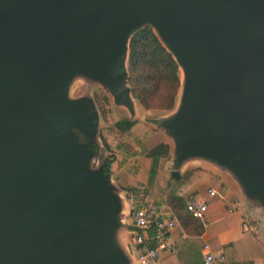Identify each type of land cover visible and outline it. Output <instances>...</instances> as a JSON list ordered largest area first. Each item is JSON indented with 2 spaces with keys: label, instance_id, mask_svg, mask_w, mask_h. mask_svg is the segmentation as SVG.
<instances>
[{
  "label": "water",
  "instance_id": "1",
  "mask_svg": "<svg viewBox=\"0 0 264 264\" xmlns=\"http://www.w3.org/2000/svg\"><path fill=\"white\" fill-rule=\"evenodd\" d=\"M237 14L264 20V0H0V264H122L100 219L116 206L105 174L86 175L90 149L74 151L67 133L92 128L95 107L65 100L63 77L89 68L123 96L124 55L146 25L186 72L171 121L180 158L247 143L259 157L253 182L244 179L261 194L264 28Z\"/></svg>",
  "mask_w": 264,
  "mask_h": 264
},
{
  "label": "crops",
  "instance_id": "2",
  "mask_svg": "<svg viewBox=\"0 0 264 264\" xmlns=\"http://www.w3.org/2000/svg\"><path fill=\"white\" fill-rule=\"evenodd\" d=\"M163 128L162 131L167 132L168 128ZM160 133L156 132L151 137H159ZM164 138L151 145L148 142V147H154L162 142L170 146L166 169L174 167L177 160L175 170L179 171L181 176L193 168L200 167L207 171V175L195 186L196 193L193 197L206 201L208 205L205 220L199 222L203 229L198 228L197 223L183 226L167 203L159 209L166 219L175 216L178 221L177 227L170 235L171 241L178 248L177 253L173 255L175 258L173 264H204L205 244L210 245L214 254L224 255L227 261L238 258L240 261L252 260L255 264H264V221L258 228L247 225V222L251 224L249 216L257 214V207H253L251 203L255 202L254 197L259 194L250 191L248 182L241 173L230 170L229 166H224L215 157L193 154L179 158L181 149L179 137L174 135L171 138ZM110 171L108 177L110 174L114 176L121 174L119 180L114 181L116 186H112V189L109 180L106 183L116 201L113 210L107 209L100 215V219L109 224L106 240L114 256L121 260L122 264H139L134 248L137 230L133 224L132 213L143 204L144 180L142 176L136 178L125 170H118L116 161L112 163ZM120 183L122 186H119ZM210 190L218 194L211 196ZM170 256L172 255H162L158 264H163Z\"/></svg>",
  "mask_w": 264,
  "mask_h": 264
},
{
  "label": "trees",
  "instance_id": "3",
  "mask_svg": "<svg viewBox=\"0 0 264 264\" xmlns=\"http://www.w3.org/2000/svg\"><path fill=\"white\" fill-rule=\"evenodd\" d=\"M128 50V82L136 100L146 110L154 108L173 110L182 87L181 65L174 54L151 25L142 27L131 36ZM94 105L101 114L105 112L95 100ZM110 114L113 117L112 126L101 128L99 132L103 142L108 141L111 132L129 135L138 123L115 106L112 107ZM155 132L154 128L147 126L139 136L132 134L139 148H132L125 143L117 144L115 146L117 168L125 170L136 178L144 175L147 177L143 202H151L157 211L167 203L183 226L197 223L196 226L203 229V225L199 223L203 221L194 218L188 212L187 206L196 193L195 186L207 175V171L200 167L193 168L179 178L171 176L169 183L162 186L161 183L166 179L165 164L169 158L170 146L162 142L154 147H147L145 140ZM112 163L109 160L104 161V174H109ZM174 261L172 255L164 260L163 264H173ZM224 264H255V262L233 258L230 261L226 259Z\"/></svg>",
  "mask_w": 264,
  "mask_h": 264
},
{
  "label": "rangeland",
  "instance_id": "4",
  "mask_svg": "<svg viewBox=\"0 0 264 264\" xmlns=\"http://www.w3.org/2000/svg\"><path fill=\"white\" fill-rule=\"evenodd\" d=\"M235 19L238 23L242 24H248L254 27H262L264 28V20L259 19L253 15L247 14V15H241L237 14L235 15ZM155 30V32L158 34V36L161 38L163 43L165 45H168L167 41L165 40L162 32L159 30V28L152 26ZM129 50H126V53L124 55V68L126 69V74L123 77V89H124V95L119 96L107 83L105 80V77L102 73L81 67L74 69L72 71H69L67 74L64 75V84H63V91L62 96L65 100L70 102H77V103H84L90 106L95 107L94 100L98 105L104 109L105 112L101 114V112L98 109L94 108V115L96 118V124L92 128H87L84 125L81 124H72L68 126L67 133L72 136L73 140H75L74 143V151H82L86 150L89 147V154L87 156L86 160V167H85V173L88 177L96 179L100 173L103 172V164L105 160H109L111 162H115L116 160V152H115V146L117 144L125 143L132 148H139V144L134 141V135L141 134L147 126L152 127L156 130V132H162L159 137L152 138L151 136L145 140V145L148 147L152 143H156L159 140L166 138H171L176 134V130L173 128V124H171V121L173 122L175 118L181 115L184 107V100H185V94H186V72L185 69H182V87L179 91V98L180 102H176V105L173 110L166 111L159 108H154L149 110L147 113V110L136 100L134 95L130 91V85L128 82V55ZM115 106L119 110H121L125 115L129 116L132 120H136L138 123L133 128L132 132L129 133V135L124 136L122 134H119L117 132H111V135L108 138V141H104L100 138L99 132L101 128H108L112 126L113 123V117L111 116L110 112L112 107ZM143 109H142V108ZM167 127V132H163L164 128ZM163 130V131H162ZM155 132V133H156ZM154 133V134H155ZM134 134V135H132ZM165 139V138H164ZM151 140V141H150ZM78 142V143H76ZM111 146V147H109ZM183 150L180 151V153ZM217 154L219 155L215 157V159L223 163L224 166H229L230 170L236 172V173H243V176L245 178H248V180H252V175L254 174V171L256 170L257 163H258V150L248 145L247 143H244L242 141H239L237 139H234V142L230 141L229 146L226 149V146L223 151H218ZM181 156L179 155V158ZM178 158V159H179ZM180 161V160H179ZM168 162V160H167ZM166 162V164H167ZM178 161L176 160L175 164L173 165L171 169H166L165 164V173H166V179L163 180L161 183L162 186H166L167 183H169L171 179L170 172L175 170L176 166L178 165ZM198 164V163H196ZM112 165L110 166V168ZM111 171L109 170V173ZM124 172V171H123ZM126 173V172H124ZM121 174V173H120ZM120 174H116L114 176L113 174H110L108 177V174H105L104 177V183L106 186L107 180H109V184L112 186H116L114 181L119 180ZM251 178V179H249ZM143 185L144 189L146 188V182L147 177L143 176ZM111 182V183H110ZM252 189L254 191L261 190V188H257L254 186L253 183H251ZM104 186V190H106L108 193H110V190H108L107 187ZM119 186H122L120 183ZM113 195V193H111ZM258 197V198H257ZM254 201L252 202L253 207H257V214H253L249 216V221H251V224L247 222L248 226H255L259 227L260 223L264 221V190L259 194L258 196L254 197ZM247 221L248 218L246 217ZM245 219V220H246Z\"/></svg>",
  "mask_w": 264,
  "mask_h": 264
},
{
  "label": "built area",
  "instance_id": "5",
  "mask_svg": "<svg viewBox=\"0 0 264 264\" xmlns=\"http://www.w3.org/2000/svg\"><path fill=\"white\" fill-rule=\"evenodd\" d=\"M217 194L216 191L210 190L211 196ZM187 210L194 218L204 221L208 205L206 201L194 198L188 203ZM171 212H173L172 209ZM132 220L138 228L134 248L139 264H158L162 255L177 253V245L170 238L178 224L175 216L166 219L151 202H143L133 211ZM204 251V264H224L226 262L225 256L214 254L209 244L204 245Z\"/></svg>",
  "mask_w": 264,
  "mask_h": 264
},
{
  "label": "bare ground",
  "instance_id": "6",
  "mask_svg": "<svg viewBox=\"0 0 264 264\" xmlns=\"http://www.w3.org/2000/svg\"><path fill=\"white\" fill-rule=\"evenodd\" d=\"M127 50H128V48H127ZM182 69H184L183 67H182ZM181 72H182V70H181ZM177 102H180V98L178 97V101Z\"/></svg>",
  "mask_w": 264,
  "mask_h": 264
}]
</instances>
